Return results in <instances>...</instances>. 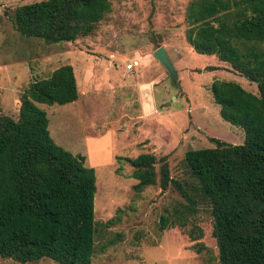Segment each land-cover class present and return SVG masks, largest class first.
Instances as JSON below:
<instances>
[{
  "label": "trees",
  "instance_id": "1",
  "mask_svg": "<svg viewBox=\"0 0 264 264\" xmlns=\"http://www.w3.org/2000/svg\"><path fill=\"white\" fill-rule=\"evenodd\" d=\"M113 1L125 0H41L16 7L11 22L23 37L70 43L91 35ZM184 19V40L196 54L214 56L255 84L257 95L234 81L213 80L208 87L219 117L243 132V142L211 138L214 147L184 152L179 180L169 177L165 157L115 161L131 167L134 192L158 184L182 198L159 217L160 229L182 228L204 207L219 264H264V0H192ZM76 99L73 70L61 65L19 93L16 120L0 115L1 259L91 262L94 171L53 142L37 106Z\"/></svg>",
  "mask_w": 264,
  "mask_h": 264
},
{
  "label": "rangeland",
  "instance_id": "2",
  "mask_svg": "<svg viewBox=\"0 0 264 264\" xmlns=\"http://www.w3.org/2000/svg\"><path fill=\"white\" fill-rule=\"evenodd\" d=\"M38 1L0 0V115L16 120L18 95L30 81L71 66L76 101L37 106L53 142L84 157V166L94 171L90 264H219L208 211L198 207L184 227L160 229L159 217L182 198L158 184L134 192L131 167L115 158L165 157L169 177L181 179L184 152L214 147L211 138L243 142V132L219 117L208 91L211 81H234L257 95L255 84L185 42L184 14L192 0L113 1L91 35L58 44L23 37L13 28L14 9ZM158 47L176 72L175 82L153 58ZM130 62L136 67L127 73ZM0 264L18 263L0 258Z\"/></svg>",
  "mask_w": 264,
  "mask_h": 264
},
{
  "label": "water",
  "instance_id": "3",
  "mask_svg": "<svg viewBox=\"0 0 264 264\" xmlns=\"http://www.w3.org/2000/svg\"><path fill=\"white\" fill-rule=\"evenodd\" d=\"M153 58L155 61H157L164 68V70L170 76L171 81L175 82L176 81V72L173 69V66L171 65L169 59L167 58L163 47H158L153 52Z\"/></svg>",
  "mask_w": 264,
  "mask_h": 264
},
{
  "label": "built area",
  "instance_id": "4",
  "mask_svg": "<svg viewBox=\"0 0 264 264\" xmlns=\"http://www.w3.org/2000/svg\"><path fill=\"white\" fill-rule=\"evenodd\" d=\"M135 67H136V62H130L125 65L124 71L127 73H131L134 71Z\"/></svg>",
  "mask_w": 264,
  "mask_h": 264
}]
</instances>
